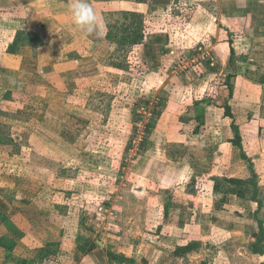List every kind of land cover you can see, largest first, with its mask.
<instances>
[{
	"label": "crops",
	"instance_id": "1",
	"mask_svg": "<svg viewBox=\"0 0 264 264\" xmlns=\"http://www.w3.org/2000/svg\"><path fill=\"white\" fill-rule=\"evenodd\" d=\"M155 1L89 0L102 32L97 37L74 27L69 0H0V80L10 87L12 102L20 95L36 110L35 104L43 101V111L36 112L44 134L51 135L48 141L53 142L54 150L67 148L60 137H66L70 131L80 135L71 147L82 148L80 143L85 142L90 129L87 122L83 123L79 103L70 104L73 96L42 88L40 83L55 81L54 73L75 77L84 76L86 70L92 71L84 80L78 78L77 86L83 82H88V87L102 81L111 84L110 75L125 80L128 74L124 70L108 64L114 52V44L107 39L108 21L113 23L124 13L138 14L144 16L146 25L160 10ZM171 3L172 11L184 7L194 11L190 24L196 25L197 33L194 27L192 34L195 39H202L199 47L205 49L208 59L197 64L205 69L203 80L192 84L201 91L200 99L188 97L191 92L185 82L181 86L171 84L169 90L170 83L159 77L158 82L164 87L155 91L167 94L169 100H161L163 111L151 143L136 164L142 172L146 167L154 170V176L144 175V181L151 179L166 188L156 192L154 198L162 203L157 211L170 222L146 227L144 231L155 232L150 238L145 237L141 227L121 229L112 225L107 228L109 238L102 240L98 231L86 227L83 218H75L66 200L68 194L63 189L69 174L64 173L68 171L62 168L63 174L56 173L44 163L37 162L45 166L32 163L18 175L0 172V264H54L50 262L52 257L58 264H184L191 257L201 258L202 251L210 245L226 246L232 236L244 235L249 227L256 226L251 218L259 211L258 203L216 192L214 184L215 179L222 178L250 180L255 173L259 198L264 204V169L259 170L264 167V0ZM145 35L142 53L154 58L155 67L160 68L159 56L165 53L162 34L157 33L154 41L152 36ZM32 105L29 107L33 108ZM227 106L232 117L227 115ZM213 122L220 125L216 144L210 141ZM233 124L239 128L241 147L232 143L236 136ZM154 152L160 154V159L153 158ZM1 163L2 160L3 167ZM214 164L217 174L209 171ZM180 168L201 177L207 189L177 194L175 184L188 182L179 174ZM40 169L43 177L37 179L35 170ZM123 180L129 183V178ZM43 189L50 195H42ZM132 193L131 196L140 198L144 190ZM189 198L198 200L194 203ZM56 199H63L64 204ZM111 204L114 205L112 200L107 202L108 207ZM263 214L264 207L259 215ZM165 241H174L171 246L175 247L197 243L201 252L178 259L172 253L175 247L167 249ZM250 252L254 259L264 257L254 254L252 249ZM216 264H221L220 260Z\"/></svg>",
	"mask_w": 264,
	"mask_h": 264
},
{
	"label": "rangeland",
	"instance_id": "2",
	"mask_svg": "<svg viewBox=\"0 0 264 264\" xmlns=\"http://www.w3.org/2000/svg\"><path fill=\"white\" fill-rule=\"evenodd\" d=\"M171 1H155L160 10L155 14L154 20H150L144 29L149 38L152 36V41L156 40L157 33L162 34L161 41L164 44L165 53L163 57L158 55L162 59L160 68L155 67L154 58L144 56L141 45L127 46L121 49L119 45L114 44V52H112L108 64L117 63L128 66V69H124L128 74L125 80L119 81L117 77L110 75V78L113 79L111 84L102 81L88 87V82H83L82 85L80 83V86H77L79 83L77 79L84 80V76L86 77L92 71L86 70L84 76L77 74L75 77L62 76L60 72L54 73L56 78L52 80L55 81H50V84L48 82L40 83L42 88L54 90L55 93L62 91V94L67 93L73 96L70 104L77 105L79 103L80 113L83 114V123L87 122L90 129L85 142L80 143L82 148L71 147L77 143L76 140L80 135L76 131H70L73 134L68 132L66 137H60L67 144V148H64V151L54 150L53 142L48 141L52 139L51 135L44 134L39 124L37 112L43 111V101H38L35 104L36 110L32 103L23 99V96H17V100L12 102L10 101V87L7 82L0 80V84H2L0 86V137L1 134L5 137V142L0 143V160L3 162L0 172L5 175H18L27 165L32 163L42 165L37 162L57 170L56 173L63 174L60 170L65 168L68 173H64V176L69 174V177H66L67 181L63 191L68 194L66 200L72 211L75 212V218L77 216L83 218L84 223L87 224L86 227L92 228L94 232L98 231L102 240L109 238L107 228L112 225L119 226L121 229L141 227L144 231L150 225L156 226L160 223L168 224L170 222L157 211L162 203L160 204L161 201L154 198L156 192L166 188L156 185L154 181H150L151 179L144 181V175L154 176V170L152 167H146L142 172L139 170V165L136 164L142 160L151 143L153 132L147 133L146 128L152 121L157 125L160 112L163 111V107H160L161 100L168 98V96L165 97L167 94L160 95L155 91L157 89L160 92L164 87L159 84V77L166 84L170 83L169 90L172 87L171 84L181 86L185 82L186 87H190L191 93H188V97L191 95V98L193 96L194 99L197 97L200 99L201 91L196 90L192 84L194 81L201 82L203 80L201 76L205 73L201 64L196 65L198 60L205 63L208 59L205 49L200 50L201 47H199L202 39H195L192 34L194 27L196 28V25L193 27L190 24L194 11L186 7L172 11ZM175 14L179 16V19ZM132 22L133 20H130V23ZM189 33H191L190 37ZM0 78H2L1 75ZM62 82L66 84L61 85ZM51 84L59 85L51 86ZM198 88L200 86H197ZM41 95L39 92L40 99ZM172 97L180 98L176 95H172ZM176 99L173 102H176ZM29 105H32L33 108ZM210 121L212 122V120ZM219 126L214 125V122L210 126L212 136L210 141L215 144L219 141ZM145 140L144 148L142 143ZM48 146L52 148L51 151L46 149ZM155 156L160 159L159 153L154 152L153 158ZM42 169L35 170L37 179H42ZM262 169L264 167H259L260 171ZM178 170H180V175L188 179V182L179 186H177L178 183L175 184L174 191L177 194L187 192V190L207 189L206 182H203L201 177L197 178L192 170L181 168ZM209 171L217 174L218 167L215 164L211 165ZM123 178H129V183H124ZM193 179H196L194 183ZM37 189L38 187L34 190ZM138 189L144 190V194L140 198L131 196L134 194L132 192ZM32 193L38 192L32 191ZM41 194L45 197L50 195L46 194L44 189ZM111 200L114 205L111 204L108 207L107 202ZM197 200L198 198L188 199L194 203ZM55 201L64 204L63 199ZM100 207H103L104 210H100ZM259 213L261 211L251 218L257 222L256 226L249 227L244 235L232 236L226 241V246L211 247L210 245L202 251L201 258L193 256L195 258L191 257L188 261H184V264H202L203 261L205 262L203 264H216V260H220L221 264H264V257L254 259L250 252L252 245L257 242L259 237V221L264 224V214L259 215ZM114 233L116 234V231ZM144 233L148 238H150L149 235L155 236L154 231H144ZM172 243L174 241H165L163 245L172 250L175 247L171 246ZM200 252L201 250L197 253ZM68 255L70 256L69 253ZM200 259L201 261H199ZM50 262L58 264L53 261V257Z\"/></svg>",
	"mask_w": 264,
	"mask_h": 264
},
{
	"label": "trees",
	"instance_id": "3",
	"mask_svg": "<svg viewBox=\"0 0 264 264\" xmlns=\"http://www.w3.org/2000/svg\"><path fill=\"white\" fill-rule=\"evenodd\" d=\"M130 20H133L130 23ZM108 33L107 39L113 44H117L121 49L126 48L127 46H139L145 40V23L144 16L138 14H128L124 13L119 18L116 19V22H108ZM41 44V43H40ZM112 66L124 70L128 69V66L112 63ZM227 115L232 117L231 110L226 107ZM156 123L152 121L146 128L147 133L151 134L155 129ZM232 129L235 133V139L232 143L235 146L241 147V137L238 126L235 124L232 125ZM0 137V143L5 142V137L3 134ZM12 141V140H9ZM146 140L143 141L142 147L145 148ZM257 175L253 173L252 179L242 180L235 178H222L215 179L214 191L225 193L228 195H234L242 199H251L254 202H257L259 205V211L264 207L262 200L259 198V190L257 184ZM260 233L258 240L255 244L252 245V251L257 255H264V224L259 221ZM200 245L197 243L189 244L187 246H176L173 249V256L178 259L187 258V256L192 255L193 253L199 251ZM113 257L112 254H110ZM117 257H115L116 259ZM124 260V258H122ZM121 262V261H120ZM122 263V262H121Z\"/></svg>",
	"mask_w": 264,
	"mask_h": 264
},
{
	"label": "clouds",
	"instance_id": "4",
	"mask_svg": "<svg viewBox=\"0 0 264 264\" xmlns=\"http://www.w3.org/2000/svg\"><path fill=\"white\" fill-rule=\"evenodd\" d=\"M73 25L88 35H102L97 14L89 0H69Z\"/></svg>",
	"mask_w": 264,
	"mask_h": 264
},
{
	"label": "built area",
	"instance_id": "5",
	"mask_svg": "<svg viewBox=\"0 0 264 264\" xmlns=\"http://www.w3.org/2000/svg\"><path fill=\"white\" fill-rule=\"evenodd\" d=\"M199 62H200V61L198 60V63H199ZM196 65H197V64H196ZM138 153H139V152H138ZM138 153H137V155H138ZM137 155H136V156H137Z\"/></svg>",
	"mask_w": 264,
	"mask_h": 264
}]
</instances>
